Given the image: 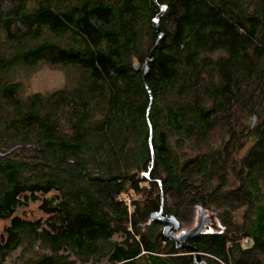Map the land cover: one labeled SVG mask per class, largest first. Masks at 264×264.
<instances>
[{
	"label": "trees",
	"instance_id": "trees-1",
	"mask_svg": "<svg viewBox=\"0 0 264 264\" xmlns=\"http://www.w3.org/2000/svg\"><path fill=\"white\" fill-rule=\"evenodd\" d=\"M40 63L76 82L22 100L7 77ZM161 194L180 223L220 211L186 243L205 264H264V0H0V264H192L148 225Z\"/></svg>",
	"mask_w": 264,
	"mask_h": 264
},
{
	"label": "rangeland",
	"instance_id": "rangeland-1",
	"mask_svg": "<svg viewBox=\"0 0 264 264\" xmlns=\"http://www.w3.org/2000/svg\"><path fill=\"white\" fill-rule=\"evenodd\" d=\"M78 75V72H76L73 69L68 68H61L59 66H51L47 63H40L35 67L32 68H18L13 73H10L7 77L8 81L14 84H18L19 91L18 94L21 97L22 100H27L31 98L34 95H39L44 98H47L48 96L53 95L57 91H65L66 89L71 88L72 83L76 82L75 78ZM73 86V85H72ZM238 117L239 123L243 124H250L249 117ZM220 140V130L215 128L211 134L209 135L207 139V146L198 147L201 148V151L208 152L207 147L210 145L216 146L217 141ZM250 141L246 143L245 148L248 146ZM244 148V149H245ZM181 156L187 157L189 155H194L195 152H192L191 149L187 150H180ZM186 153V155H185ZM242 152L238 154V156H241ZM198 209L199 207H190L188 208V211H186V220L183 223H180V231L188 230L192 227H194L197 215H198ZM20 211L27 212V216L31 219H37L39 217H42V214L38 211V203H33L29 206H27L25 209H20ZM207 212H210L209 210H206ZM224 211V210H223ZM222 211V212H223ZM219 213L220 211L215 214V220H216V227H214L213 231H210L211 229H206V232H215V231H222L224 229V226L219 221ZM246 213L245 207H240L236 210H233L230 213V221L231 223H235L237 225L241 224L243 221L242 216ZM10 222V219H0V235L2 233L3 228L8 225ZM155 223V222H153ZM152 224V222L150 223ZM148 224V225H150ZM241 226V225H239ZM161 227H159V230ZM114 241L120 243L123 238L122 236H116L113 238ZM239 246L242 249H248L251 245V239L249 238H243L239 242ZM19 250L15 251L10 258L6 259V262L4 264H12L13 259L18 255ZM144 254V253H143ZM145 256V255H144Z\"/></svg>",
	"mask_w": 264,
	"mask_h": 264
},
{
	"label": "water",
	"instance_id": "water-1",
	"mask_svg": "<svg viewBox=\"0 0 264 264\" xmlns=\"http://www.w3.org/2000/svg\"><path fill=\"white\" fill-rule=\"evenodd\" d=\"M165 7L160 9V12L151 20L152 28L156 35V41L154 46L148 53V56L143 60L142 63H134V69L140 70L143 79L145 78L147 65L152 61L154 51L159 47L161 41L163 40V34L160 32L159 28V20L164 15ZM255 124V117H252L251 127ZM153 160V158H152ZM153 166V162L151 163V167ZM164 203H163V195L161 194L160 206L159 209L155 212H152L148 219V224L151 222L158 223L162 225V236L167 241L172 243L176 250H188L192 252L193 259L192 264H205V262L201 258V254L197 252L195 248L190 245H187V241L192 240L204 233H206L207 228H211L215 225V214L216 210H211L207 212L206 210L199 207L198 215L194 224V227L191 229L180 231L179 234H175L179 232L180 222L174 217L165 215L164 211ZM251 245H253V241H251Z\"/></svg>",
	"mask_w": 264,
	"mask_h": 264
},
{
	"label": "flooded vegetation",
	"instance_id": "flooded-vegetation-1",
	"mask_svg": "<svg viewBox=\"0 0 264 264\" xmlns=\"http://www.w3.org/2000/svg\"><path fill=\"white\" fill-rule=\"evenodd\" d=\"M213 210V209H212ZM158 224V223H157ZM160 225V224H159ZM161 226V231H162V225H160ZM214 227H216V224L214 225V226H212L211 228H207L208 230L209 229H211L210 231H213V229H214ZM181 229V228H180ZM180 229H179V232H177V233H175V234H179L180 233ZM191 229V228H190ZM183 231H185V230H183ZM215 232H217V231H215ZM190 241V240H189ZM188 242V241H187Z\"/></svg>",
	"mask_w": 264,
	"mask_h": 264
},
{
	"label": "built area",
	"instance_id": "built-area-1",
	"mask_svg": "<svg viewBox=\"0 0 264 264\" xmlns=\"http://www.w3.org/2000/svg\"><path fill=\"white\" fill-rule=\"evenodd\" d=\"M127 203H128V206H129V207H128L129 211H132V206H131V204H130V201L128 200Z\"/></svg>",
	"mask_w": 264,
	"mask_h": 264
}]
</instances>
